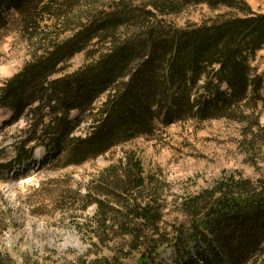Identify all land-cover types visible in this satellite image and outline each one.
<instances>
[{
	"label": "trees",
	"instance_id": "obj_1",
	"mask_svg": "<svg viewBox=\"0 0 264 264\" xmlns=\"http://www.w3.org/2000/svg\"><path fill=\"white\" fill-rule=\"evenodd\" d=\"M176 1L144 0L136 9L132 0H0V8L11 4L31 50L21 72L0 87V113L8 109L25 124L12 145L15 159L0 170L25 165L40 148L64 167L80 166L153 133L161 118L242 121L257 110L263 78L249 58L264 48V14L243 0H195L229 12L176 27L168 17L194 0ZM82 52L85 62L70 71ZM259 135L264 143L256 122L245 138ZM97 184L93 219L103 228L104 211L118 212L106 205L108 196L129 209L121 228L128 252H141L138 264H156L165 245L189 264L204 248L212 250L205 264H264V173L254 181L224 176L182 199L187 226L171 239L154 238L162 221L156 183L135 155L125 153ZM118 256L83 264H122ZM0 264L10 262L1 256Z\"/></svg>",
	"mask_w": 264,
	"mask_h": 264
},
{
	"label": "rangeland",
	"instance_id": "obj_2",
	"mask_svg": "<svg viewBox=\"0 0 264 264\" xmlns=\"http://www.w3.org/2000/svg\"><path fill=\"white\" fill-rule=\"evenodd\" d=\"M142 1L132 0L131 4L142 9L149 3ZM243 1L253 12L264 14V0ZM109 2L101 0V3ZM224 12L229 10L213 11L207 3L194 0L168 20L176 27H187L200 25ZM15 17L11 4L0 8V87L20 73L31 56L18 24L13 22ZM138 36L140 33L135 32L134 37ZM140 45L136 44V48ZM85 57L84 52L75 55L69 62L70 71L82 65ZM249 63L263 78L260 95L264 98V48L250 57ZM245 112L242 121L173 117L165 123L161 118L153 133L139 136L110 154L80 166L64 167L57 160L44 158V150L40 148L26 170H0V257L10 264H83L119 255L123 257L119 260L122 264H138L141 252H128L130 238L121 228L122 217L129 209L120 206L114 197H104L106 205L118 212L104 211L109 222L103 228L93 219L98 210L93 199L99 195V177L127 152L140 159L145 176L156 183L162 221L156 236L145 228L139 230H145L149 237L161 235L171 239L187 226L188 219L179 206L182 199L211 187L224 176L254 181L264 173L261 135L256 142L245 138L256 122L264 128V102L254 112ZM12 116L8 109L0 113V163L4 164L15 159L12 145L20 139L19 132L25 126L23 120ZM38 155L43 159H38ZM105 192L112 193L106 189ZM206 249L201 250L192 264H205V257L212 252ZM156 264L189 263L180 260L165 245Z\"/></svg>",
	"mask_w": 264,
	"mask_h": 264
},
{
	"label": "bare ground",
	"instance_id": "obj_3",
	"mask_svg": "<svg viewBox=\"0 0 264 264\" xmlns=\"http://www.w3.org/2000/svg\"><path fill=\"white\" fill-rule=\"evenodd\" d=\"M42 158V156L41 155H38V159H41Z\"/></svg>",
	"mask_w": 264,
	"mask_h": 264
}]
</instances>
